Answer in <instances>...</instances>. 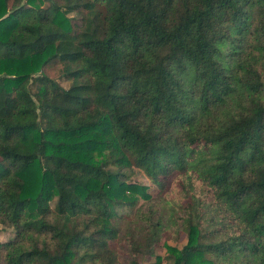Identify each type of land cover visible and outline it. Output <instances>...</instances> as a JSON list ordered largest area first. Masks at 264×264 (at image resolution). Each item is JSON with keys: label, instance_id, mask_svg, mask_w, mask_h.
I'll return each instance as SVG.
<instances>
[{"label": "trees", "instance_id": "obj_1", "mask_svg": "<svg viewBox=\"0 0 264 264\" xmlns=\"http://www.w3.org/2000/svg\"><path fill=\"white\" fill-rule=\"evenodd\" d=\"M127 217L132 264H264V0H0V264H117Z\"/></svg>", "mask_w": 264, "mask_h": 264}, {"label": "rangeland", "instance_id": "obj_2", "mask_svg": "<svg viewBox=\"0 0 264 264\" xmlns=\"http://www.w3.org/2000/svg\"><path fill=\"white\" fill-rule=\"evenodd\" d=\"M69 16L72 18L73 25L80 26L82 24V16L79 13L72 12L71 14H69ZM64 67H65L64 62L57 60L55 63L47 66L44 71L54 78H60L61 73L64 70ZM60 82L62 83V85L66 86V87H68L69 83H70L69 81H65L62 79H60ZM132 180L137 181V182L142 183V184L149 185L151 193H154L155 190H157L156 186L153 183H151L145 177L143 172H141L139 170L136 171ZM142 202L143 201H141L140 204ZM53 206H54V203H53ZM133 213L134 212L129 214V217ZM129 217L120 220V222H119V227H120L119 238L110 242V247L115 252V254L117 256V264H132L131 263L132 262L131 261L132 256L130 255V250H129L128 243H127V240L125 237V234L127 231V226L129 224V223H127L126 220H128ZM0 229L2 230L0 238L3 242H7L10 239L14 238L15 229L13 227L4 226L3 224L0 223ZM186 238H187L186 234L183 231H181L179 233V236L175 237L174 239H170L166 242H168L172 245L178 246V247H182L187 240ZM161 242L162 243L159 244V246L156 249V254L163 256L165 259H164L162 264H166L167 253H166V248L164 246L165 240H162ZM136 258L140 264H146V263H150V262L155 261V256H150V255L141 254V255H138Z\"/></svg>", "mask_w": 264, "mask_h": 264}]
</instances>
